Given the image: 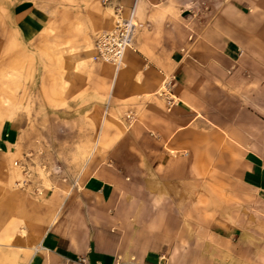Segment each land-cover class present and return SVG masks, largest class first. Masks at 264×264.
I'll list each match as a JSON object with an SVG mask.
<instances>
[{"label":"crops","instance_id":"crops-1","mask_svg":"<svg viewBox=\"0 0 264 264\" xmlns=\"http://www.w3.org/2000/svg\"><path fill=\"white\" fill-rule=\"evenodd\" d=\"M9 9L23 39L49 29L33 0ZM94 9L84 46L116 21L103 0ZM135 15L119 66L82 63L59 91L81 112L125 113V130L100 121L105 160L45 228L0 236V264H264V0H137Z\"/></svg>","mask_w":264,"mask_h":264},{"label":"rangeland","instance_id":"rangeland-1","mask_svg":"<svg viewBox=\"0 0 264 264\" xmlns=\"http://www.w3.org/2000/svg\"><path fill=\"white\" fill-rule=\"evenodd\" d=\"M14 1L0 0V236L27 224L45 228L74 180L75 187L81 185L108 149L97 140L107 136L105 128L99 130L106 115L81 112L83 104L77 103L83 98L69 101L60 93L68 86L66 74H82V63L95 62L93 41L84 46L78 38L84 34L83 21L101 0H33L50 21L49 29L32 41L23 39L11 23ZM84 54V62H75ZM56 92L59 97L53 99ZM125 117L109 113L105 126L111 119L125 130ZM26 155L32 174L29 185L21 188L17 183L22 174L13 162ZM54 164L62 166L66 182L48 172ZM12 192L17 197L9 202Z\"/></svg>","mask_w":264,"mask_h":264},{"label":"built area","instance_id":"built-area-1","mask_svg":"<svg viewBox=\"0 0 264 264\" xmlns=\"http://www.w3.org/2000/svg\"><path fill=\"white\" fill-rule=\"evenodd\" d=\"M105 4L111 5L113 8L116 21L112 28L99 32L96 35L93 43V54L91 56L92 61L106 62L118 66L124 56L127 49L132 47V40L137 27L136 20V4L137 0H133L128 7V12L123 13V5L121 0H103ZM173 87V77L165 76L160 86V96L166 100L168 108L175 103V97L172 94L171 88ZM29 155H26L24 159H17L13 162V165L17 167L22 174V179L18 181V186L24 188L29 185L31 170L29 165ZM43 170H46V163H41ZM50 174L59 175L62 181H67V176L63 172L62 166L54 164L48 169ZM77 185V181L74 180L72 185ZM81 263L85 262L84 258L79 259Z\"/></svg>","mask_w":264,"mask_h":264},{"label":"bare ground","instance_id":"bare-ground-1","mask_svg":"<svg viewBox=\"0 0 264 264\" xmlns=\"http://www.w3.org/2000/svg\"><path fill=\"white\" fill-rule=\"evenodd\" d=\"M92 54H93V49H92ZM92 54H91V56H92ZM92 60V59H91Z\"/></svg>","mask_w":264,"mask_h":264}]
</instances>
